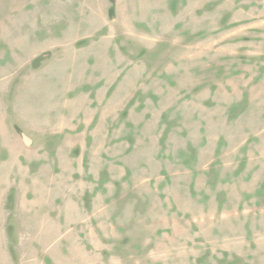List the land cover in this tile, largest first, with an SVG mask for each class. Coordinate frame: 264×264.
<instances>
[{"label": "rangeland", "instance_id": "374dc122", "mask_svg": "<svg viewBox=\"0 0 264 264\" xmlns=\"http://www.w3.org/2000/svg\"><path fill=\"white\" fill-rule=\"evenodd\" d=\"M0 264H264V0H0Z\"/></svg>", "mask_w": 264, "mask_h": 264}]
</instances>
